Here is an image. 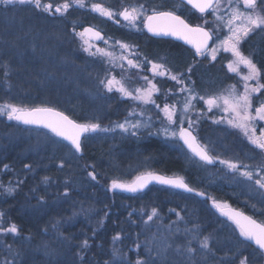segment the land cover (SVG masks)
Masks as SVG:
<instances>
[{"label": "trees", "instance_id": "obj_1", "mask_svg": "<svg viewBox=\"0 0 264 264\" xmlns=\"http://www.w3.org/2000/svg\"><path fill=\"white\" fill-rule=\"evenodd\" d=\"M49 2L53 3V0H43V3ZM7 12H15L26 24L36 23L39 27L30 30L28 26L6 23ZM61 16L41 13L31 4L11 5L7 10L0 5V105L53 107L78 122H97L103 128L111 129L110 126L126 115L129 104L113 94H105L102 100L97 98L95 103L99 116L95 119L87 116L92 96L81 91V88L91 89L92 85L88 81V74L86 76L84 73L89 69L85 64L87 59L82 58L83 52L74 43L69 29L65 30V21L61 20ZM46 19L58 22L56 25L47 24L44 22ZM164 43L166 47L171 44L167 52L175 63H179L186 53H192L179 42L166 41L162 45ZM241 50L245 55L252 52L254 62L258 66L264 65V35L249 38ZM60 55L70 59L68 65L60 66L57 61ZM220 60L198 71L207 70L204 73L224 81L229 76L224 72ZM75 64L78 65L73 66ZM72 79L78 83H66ZM57 92L62 94L59 96L68 98L67 101L62 103L56 98ZM74 101L77 102L74 104ZM5 119L4 115H0L1 131L6 128ZM27 129L41 130L32 127ZM86 136L87 139H82V152L69 154L63 160V167H58L62 159L59 153L50 163H46V153L42 155L40 164L32 159L34 166L26 170L25 160L16 154L23 152L24 146L23 151L21 147L14 146L4 159L0 151L1 166L9 165L19 171L22 177L19 178L15 192L1 197L0 202L5 226L16 224L19 228L11 244H5L11 245L13 253L19 252L16 264H104L111 258L113 247L121 249L127 259L134 262L138 256L147 255L143 248L146 238L150 239L152 258L155 259L157 251L162 252L169 240L173 247L177 244L185 245L187 240L183 230L193 225L199 226V234L208 236L210 247L215 249L214 256L208 254L207 264H216L219 258L225 257V253L228 254L226 259H230V264H239V258L243 256H248L251 264H260L262 258L253 252L255 245L245 242L241 246L227 242V227H221L224 222H218L209 199L203 200L156 184L140 193L108 188L113 179H128L131 174L149 170L168 176H182L194 190L219 197L223 193L215 190V181L208 176L215 163L205 165L190 156L178 140L170 144L155 135L131 136L114 130L88 133ZM229 143L234 144L232 140ZM92 164L96 165L97 181H92L87 175L93 171ZM45 176L49 177L47 182L43 180ZM66 188L67 195L63 194ZM229 201L231 207L251 215L238 201ZM152 208L158 209L159 216L144 224L142 221L147 220V215L142 213H150ZM129 213L132 215L129 216ZM177 213L183 219H179ZM118 232L121 236L114 244L112 237ZM153 236L155 239H152ZM236 237L243 241L237 232ZM84 239L89 240V248L82 251L79 243ZM137 243L141 245L140 248L136 247ZM237 248L240 251L233 257ZM199 252L191 259L187 254L178 255L169 250L166 259L168 264H172L175 258H179L180 264H189L190 261L199 264L203 256ZM3 256L7 261L13 260L10 253L4 252ZM157 264H161V261L157 260Z\"/></svg>", "mask_w": 264, "mask_h": 264}, {"label": "snow or ice", "instance_id": "obj_2", "mask_svg": "<svg viewBox=\"0 0 264 264\" xmlns=\"http://www.w3.org/2000/svg\"><path fill=\"white\" fill-rule=\"evenodd\" d=\"M31 4L34 9L39 10L41 13H49L53 16L56 14L63 15L73 8L74 5L80 8L90 7L93 12H96L100 17H105L108 20L114 21L116 24H120L121 20L118 17H122L123 21L127 22L126 27L135 28L137 31H143L147 29L148 33L154 36H171L178 40L184 41L194 49L193 56H200L207 59L209 56L213 61L217 59L218 54L223 51L230 53L233 57L229 61L227 67L228 70L237 73L239 67L242 65L247 69V73L241 77L243 91H238L236 85H232L228 88L226 94L208 96L207 99L204 96H200L193 85L195 81H191V75L194 73V65L197 61L193 59V62L187 65V68L183 72H173L168 66V62L157 63L153 60H149L147 56H142L139 53L137 46L128 43H123L119 40L114 42L113 46H119L121 49V55L119 57L121 63L120 67L123 68V62L126 61L129 68L144 69L150 65L148 70L151 72L152 78L145 75L138 77L144 81L143 87H136L129 90L125 86L123 79L117 80L115 76L107 78L106 80H100V84L108 92L114 90L120 93L122 96L128 97L133 101H139L142 104L155 105L163 113V117L166 118L168 124L162 129L165 136H171L182 140L184 145L202 161L207 163H213L214 157L209 154V148L207 145L201 144L197 135L194 134V127L199 123V116L196 121L188 118L187 113L195 109L196 101H203L208 110L213 108H220L223 115L217 123H227L232 128L239 129L247 140L255 146V149H259L260 154L264 157V127L259 128V135H257V125L260 122H264V65L258 66L253 59V53L249 52L245 55L241 50L243 43H246L251 35L264 33V0H228L227 12L221 13L222 0H181V4H173L171 7L165 4L154 5L151 8L146 7L143 3L131 4L122 7L121 10H114L111 6H105L102 3H92L86 5V0H64L62 4H57L53 7L52 3H43V0H0V5L8 9L11 5H26ZM185 12V15L178 14V12ZM199 13L200 23L190 22V18H186L189 14ZM207 16L213 17V20L206 19ZM212 24V27L208 25ZM142 25V27H141ZM227 30V34L222 40H219L220 31ZM73 33L80 37L82 41V47L84 51H87L92 56L102 55L111 56V52H106L105 49L96 48L92 51L93 44L92 38L96 40H104L105 44L108 41L102 35V30H99L96 26L84 27L82 31L77 32L73 27ZM217 39L218 44H212L210 41ZM111 39V38H109ZM135 58H130V57ZM163 59V58H160ZM7 75V71H5ZM107 75V74H106ZM156 77H169L172 81H175L179 85L177 92H172L169 89L163 94L165 97L171 92L173 95L186 94L182 101V110L177 108V104L181 103L178 99L172 104L165 103L163 107L156 103L154 96L156 93L161 92V88L155 83ZM189 81H191L189 83ZM256 94H260L257 96ZM183 115H178V112ZM0 115H5L8 120H14L25 125H38L47 128L57 137L63 138L69 142V154L82 152V138L87 139L85 134L94 133L98 131H114L120 129L122 133H127L131 136H137L140 133L141 128H150V123H143L137 120L135 123H131L126 117L123 123L115 124L113 129L102 128L100 123L85 122L79 123L74 119H71L64 112L58 111L53 107L48 106H34L28 107L16 104H4L0 105ZM134 115V113H130ZM140 116L144 113L140 112ZM159 119V117H158ZM185 120H187L188 127H184ZM179 125L178 131L169 130V128H175ZM161 130H157L159 134ZM151 135V133H149ZM74 150V152H73ZM221 164L225 165L227 169L232 171L233 179L241 183L235 174H239L241 177H245L247 181L252 183H245V188L250 193H255L262 207L257 208L256 204H252L251 207L264 216V163L256 167V169L248 170L249 166L240 162H233L232 160H222ZM64 166V161H60V167ZM9 165L5 164L4 168L7 169ZM25 168L31 170L30 165H24ZM93 171L88 172L87 175L92 181H97L98 172L95 170L96 165L92 164ZM259 178H256V177ZM43 180L47 182L49 177H43ZM151 182H157L162 185H169L174 188L183 189L187 192H193L194 189L189 187L185 178L182 176H167L158 174L157 172L147 171L142 172L135 177L131 182H120L113 179L110 184L111 189H124L130 192H137L146 188ZM22 183V181L20 182ZM253 184L258 188L253 187ZM9 186L4 188V192L11 195L18 187ZM68 189H65V195H67ZM200 196H204V192L199 193ZM42 200L43 197H40ZM212 205L216 208L220 214L227 217L229 221L235 226L234 232L238 230L239 237H243V241L237 238L236 243L243 246L245 242L249 245H255L253 252L257 253V256L264 258V221L258 222L251 215H246L243 211H238L232 208L227 203L220 202L216 199L212 200ZM174 211V210H172ZM107 215V213H105ZM132 213H129L131 216ZM147 215V220L142 221L147 224L152 221L154 217H158V209L152 208L150 213H142ZM179 219L183 217L179 216ZM4 217V213L0 212V219ZM102 223V221H101ZM55 227V225H53ZM171 225H169V230ZM179 232V229L176 230ZM19 228L16 224H11L5 228L0 226V233H18ZM199 226L193 225L191 228H185L184 233L190 234L192 240L198 239ZM95 235V232H93ZM173 236L175 233L172 234ZM121 233H116L112 237L113 243L120 239ZM139 236V234H138ZM155 239V236L152 237ZM209 237L205 236L199 239V249H194L188 245L192 243V240H188L185 245H175L171 240L164 246L163 251H157L156 258H152L153 248L150 246V239L146 238L143 244L146 256H138L137 260L129 261L121 249L113 247L111 258L105 261L104 264H157V260L161 261V264H168L166 259V253L169 250L176 252L178 255L188 256L194 255L198 250H202L205 255L200 259L199 264H207L208 254L215 255V249L209 245ZM8 252L13 255L11 264H16V257L19 256V252H12L11 245H5ZM79 247L82 251L88 250L89 240L84 239L79 243ZM137 248H140L139 243L136 244ZM240 251L239 248L233 252V257H236ZM228 256L225 253V257L219 258L216 264H230V259H226ZM3 264H9V261L5 260ZM195 264V262H193ZM239 264H251L248 256L239 258Z\"/></svg>", "mask_w": 264, "mask_h": 264}, {"label": "rangeland", "instance_id": "obj_3", "mask_svg": "<svg viewBox=\"0 0 264 264\" xmlns=\"http://www.w3.org/2000/svg\"><path fill=\"white\" fill-rule=\"evenodd\" d=\"M63 2L64 0H53L52 4L54 7L57 4H62ZM227 2L228 0H222V6H221L222 14L227 12L228 10ZM92 3H102L106 7L111 6L114 10L119 11L122 9L123 6H126L129 3H131V0H86V5H90ZM146 7L151 8L152 6L146 5ZM7 13L9 14L5 16L6 23H12L17 26H28V29L30 30H32L33 28L37 29L39 27V25L36 23L26 24L25 21H23L15 12H11V13L7 12ZM47 14L52 16L49 13ZM60 18L63 22L65 21V27H66L65 30L69 29L70 36L73 38L74 43H76L79 46L80 50H82L83 52L82 58L87 59L85 64L86 66L89 67V69L86 70L84 73H86V76L88 74L87 76L88 81H91L92 85H91V89L87 88L85 90L81 88V91L83 92L86 91L92 96L91 101L88 103L90 107L88 108L87 116H89V118L92 119L97 118L99 116V112L96 109V105H95V103L97 102V98L102 100V98L104 97L102 95L113 94L121 100H126L129 104V108L125 116L121 117L119 121L115 122L112 126H110L111 129L114 128L115 124L123 123L125 118L127 117L131 123H135L137 120H140L143 123H150L152 125L150 128L147 129L141 128L140 133L137 136L149 135V133H151V135L159 136L160 138L164 139L166 142L170 144L174 143L175 140L177 141L178 140L177 138L164 135L162 129L167 126L168 122L166 118L163 117V113L159 109H157L155 105L142 104L139 101H133L128 97L122 96L120 93L116 92L115 90L113 92H108L99 82L100 80H106L107 78L115 76L117 80L123 79L125 86L128 87L129 90H132L136 87L145 86L144 81L142 79H138V77L147 75L149 76L150 79L152 78L151 72L148 70V68H150V65L145 67L144 69L129 68L127 62L124 61L123 68L119 66L121 63L119 59L121 55V49L119 46H113L114 42L117 40L123 43H128L137 46V49L141 54V57L147 56L149 60H153L157 63L168 62V66L172 69L173 72H177V71L183 72L187 68V65L192 63L193 59L196 58V57L194 58L193 52L186 53V55L183 57L182 60H180L179 63H175L171 59V57H168V55L165 53L166 50H163L162 48L155 49L157 47V44H152L150 46L146 45L147 42L152 43V41L148 39L146 35L147 32L145 31V29H144L145 32L137 31L135 28H129L126 27L125 25L119 27L120 29H116L115 27H112L108 23L105 17H100L98 13L93 12L91 8L87 6L84 8H80L74 5L73 8L69 9V11L63 14ZM206 19L211 21L213 20V17L207 16ZM44 22L47 24L56 25L58 21L46 19ZM86 24H91L92 26H96L99 30H102V32L105 33V39L108 41L107 44H105L104 41L100 43L92 42L93 44L92 51H95L96 48H102L105 49L106 52H111L112 53L111 56H106V55L92 56L87 51H84L80 37L76 36L73 33L72 29L73 27H75L77 32L82 31L83 27L86 26ZM208 26L212 27V24H209ZM226 34H227L226 29L220 31L219 40H222ZM258 34L264 35V33L257 32L256 34L251 35L250 38H254ZM67 40L68 38L66 37L65 41ZM218 42L219 41L214 38L212 44H218ZM130 58H135V57L133 56ZM218 59H221L219 62L223 66L224 72L229 76L227 79H224V81H220V79H218V77L216 76H212L211 74L204 73L207 70L204 72L198 71V69H206L208 65L213 64ZM232 59L233 57L231 56L230 53H226L223 51H221L218 54L217 59L215 61H213L210 56L207 59H205L204 57L196 58L195 61H197V64L194 65V73L191 75V81H195V84L193 85L195 91L200 96H204L206 99L208 96L226 94L228 88L232 85H236L238 91H243L241 77L247 73V69L241 65L239 67L238 74L229 71L227 65L229 61ZM68 60L70 59H67L64 55H60L57 58V61L60 63V66L62 67L63 64L68 65L67 64ZM76 65L78 64H75L73 66ZM209 76H212V78H209ZM191 81H189V83ZM154 82L157 83V86L161 88V92L156 93L154 96L156 103L161 105V107H163L165 103L172 104L179 99L181 103L177 104V108L182 110V101L184 95L186 94L177 93L176 95H173L170 92L167 97H165V95L163 94L164 92H167L169 89H171L172 92H177L179 85H177L176 82L172 81L169 77H156ZM261 82L264 83V81ZM66 83L75 85L78 83V81H76V79H72L66 81ZM6 85L7 84H4V86ZM71 88L73 89V87ZM75 91H78V89H76ZM55 95L54 96L58 98L62 103L67 101L66 99H68L65 96H59L62 95L59 93L58 94L55 93ZM256 95L259 96L260 94H256ZM76 102L77 101H74V104ZM194 103H195V109L189 111L187 113V116L193 121H196L197 117L199 116V123L194 127L193 131L194 134L197 135L200 143L208 146L209 154L214 157L213 160V163H215L214 168L208 174V176L212 177V180L215 181V190L221 191L223 193V195L219 197H216L215 195L211 194L212 198L220 202L227 203L228 205H230V201H229L230 199L238 201L239 204L245 206L249 210L251 216L257 218V221L259 222L264 221V216H262L259 212H257L255 209L251 207L252 204H256L257 208L262 207V205L260 204L259 200L256 197V194L248 192L244 186L245 183H252V182L247 181L245 177H241L237 173L235 175L237 179L241 182L238 183L237 180L233 179L234 174L232 173V171L230 169H227L225 165L220 163V161L222 160H232L233 162H240L242 164L248 165L249 166L248 170L254 171L257 166L264 163V157L261 156L259 149H255V146L252 145L247 140V138L242 134V132L239 129L232 128L227 123L216 122L219 121L223 115H225L220 108H213L211 111H209L207 105L203 101H196ZM70 104L71 102L69 103V105ZM140 112H143L144 115L140 116L139 115ZM130 113H134V115H130ZM178 115H183L182 111L178 112ZM4 121L6 126L5 131L0 130V151L2 153V159L6 158V156L10 152V149L13 148L14 146L16 147V145L21 147L22 149L21 151H23V146H24V151L16 154H18L19 157L25 160V165L34 166L32 159H34L36 164H40L41 160L43 159L42 155L44 153L47 154L46 163L53 162L54 161L53 158L58 153L62 158L61 160H64V158L68 157L70 145L55 138L50 133L44 130L31 131L27 129L28 127L18 128L22 126L20 125L17 127V125H15L17 123L14 122L13 120H8L7 117ZM85 122H92V121L83 120V123ZM92 123H97V122H92ZM178 127L179 125L177 124L175 128H169V130L178 131ZM184 127H188L187 120H185ZM260 127H264V122H260L257 125V129H258L257 135H259ZM158 129L161 130L159 134H157ZM115 130L121 131L120 129H115ZM229 140H232L234 144L231 145L229 143ZM47 152H49L50 154H48ZM59 166H60V161L58 162V167ZM25 169L29 170L28 168ZM147 171L149 170H143L131 174L128 179H116V180L121 182H129L140 173ZM20 174L21 173L19 171L12 169V167L9 166L7 169H5L4 165L1 166L0 164V202L2 199L1 197L8 195L4 192V188L9 186L15 187L16 184L19 183V178H22ZM30 174L33 175L32 172ZM22 175L24 176V174ZM256 178L259 177L257 176ZM111 181L109 182L108 188L110 190H114L110 188ZM253 187L258 188V186L254 184ZM114 191H118V190H114ZM214 211L216 212V210ZM0 212L4 213V211L1 208H0ZM216 214L218 216L217 218L218 222L219 223L224 222L223 224H221V227L223 226L229 229L227 231L226 228L227 242L236 245L235 238L237 239L236 232L239 236L238 230H236L235 232L233 231L234 230L233 228H235V226L232 224L231 221L227 219V217H224L217 212ZM10 225L5 226V222L3 218L0 219V226L7 228ZM199 233L200 232H198V239L192 240V236L190 234L184 233L183 230V235L185 239L187 241L192 240V243L189 246L193 247L194 249H199V239L205 237V235ZM15 235L16 233H6V234L0 233V264H3V262L7 260V258L3 256V253L5 252L6 254L7 253L9 254L7 248L4 247L5 244L6 243L11 244V241L14 239ZM198 251H200L199 252L200 255H205V253L202 250H198ZM192 257L193 255L190 258L192 259ZM10 262L12 261H9V264H11ZM171 262L172 264H180L179 258H175ZM189 264H192V261H190ZM260 264H264V258L261 259Z\"/></svg>", "mask_w": 264, "mask_h": 264}, {"label": "water", "instance_id": "obj_4", "mask_svg": "<svg viewBox=\"0 0 264 264\" xmlns=\"http://www.w3.org/2000/svg\"><path fill=\"white\" fill-rule=\"evenodd\" d=\"M55 7V6H54ZM122 20H123V18L122 17H120ZM84 27H90L89 25H87V26H84ZM83 27V28H84ZM145 31L147 32V29H145ZM147 34L149 35V36H151V37H154V38H165V39H171V40H174V41H177V42H180V43H182L183 45H185L186 47H188L189 49H191L192 51H193V53H194V49H192V47L190 46V45H188V44H186L184 41H182V40H178V39H176V38H174V37H171V36H154L153 34H151V33H148L147 32ZM102 35H103V33H102ZM104 36V35H103ZM102 40H96V39H94V38H92V40H91V42H95V43H99V42H101ZM210 43V46H211V44H212V41H210L209 42ZM196 57H200V56H196ZM58 110V109H57ZM58 111H60V110H58ZM62 112V111H61ZM65 115H67V114H65ZM72 119V118H71ZM16 123H18L19 125H22V126H27V127H33V128H39V129H43V130H45V131H47L48 133H50L52 136H54L55 138H57V139H59V140H61V141H63V142H65V143H67L68 145H70L69 144V142L68 141H66V140H63V138H61V137H57V136H55L53 133H51V131L49 130V129H47V128H44V127H42V126H38V125H25V124H22V123H20V122H17V121H15ZM80 123V122H79ZM83 139V138H82ZM178 139V138H177ZM178 141L180 142V144L183 146V148L193 157V158H195L196 160H198V161H200L201 163H203V164H205V165H212L213 163H207L206 161H202V160H200V158L198 157V156H195L188 148H187V146L186 145H184V143H183V141L182 140H179L178 139ZM79 154V153H78ZM154 172V171H153ZM158 173V172H157ZM158 174H161V173H158ZM162 175H164V174H162ZM168 176V175H167ZM135 179V177L132 179V180H134ZM131 180V181H132ZM131 181H129V182H131ZM121 182V181H120ZM111 184V183H110ZM161 185V186H164V187H167V188H171V189H173V190H176V191H179V192H182V193H185V194H194V195H196L198 198H200V199H209V201H210V205L213 207V205H212V199L207 195V194H205L204 196H200L199 195V193L201 192V191H197V190H194L193 192H187V191H185V190H183V189H178V188H174V187H171V186H169V185H162V184H159V183H157V182H151L146 188H144V189H142V190H140V191H137V192H130V191H126V190H124V189H114V190H118V191H122V192H126V193H140V192H143V191H145L148 187H150L151 185ZM190 187V186H189ZM214 208V207H213ZM232 208H234V209H236V210H238V211H241V210H239V209H237V208H235V207H232ZM214 210H216V212L217 213H220L216 208H214ZM247 215V214H246Z\"/></svg>", "mask_w": 264, "mask_h": 264}, {"label": "flooded vegetation", "instance_id": "obj_5", "mask_svg": "<svg viewBox=\"0 0 264 264\" xmlns=\"http://www.w3.org/2000/svg\"><path fill=\"white\" fill-rule=\"evenodd\" d=\"M136 3H143V4L148 5V6L149 5L154 6V5L165 4L166 6L171 7L173 4H181V0H131V3H129L128 5L136 4ZM128 5H126V6H128ZM178 14L185 15V12L181 11V12H178ZM199 16H200L199 13H194V14H189V16L186 17V18H190V22H192V23H200L202 21L199 19ZM118 19L121 20L120 24H116L114 21L108 20V19H107V21L112 27H115L116 29H120L119 27H121L123 25H126L127 22L123 21L120 17H118ZM87 25L90 26L91 24H86V26ZM141 27H142V25H141ZM143 31H144V29H143ZM102 33H103V35L105 37V33L104 32H102ZM146 35H147L148 39L152 41V43H150V42L148 43L147 42V44H146L147 46H150L152 44H157V47L155 49L162 48L163 50H166L165 53L168 55V57H170V55L167 52V49H168L169 45H171V44H169L168 47H166L167 44H165V43H164L165 45H162V44H163V42H166V41H172L173 42L174 40L165 39V38H154V37L149 36L148 34H146ZM102 41H104V40H102ZM184 51H186V50H184Z\"/></svg>", "mask_w": 264, "mask_h": 264}]
</instances>
